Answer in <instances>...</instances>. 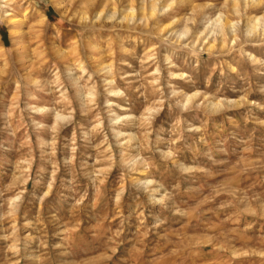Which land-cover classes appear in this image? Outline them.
Wrapping results in <instances>:
<instances>
[{
	"label": "rangeland",
	"instance_id": "rangeland-1",
	"mask_svg": "<svg viewBox=\"0 0 264 264\" xmlns=\"http://www.w3.org/2000/svg\"><path fill=\"white\" fill-rule=\"evenodd\" d=\"M0 264H264V0H0Z\"/></svg>",
	"mask_w": 264,
	"mask_h": 264
},
{
	"label": "bare ground",
	"instance_id": "bare-ground-1",
	"mask_svg": "<svg viewBox=\"0 0 264 264\" xmlns=\"http://www.w3.org/2000/svg\"><path fill=\"white\" fill-rule=\"evenodd\" d=\"M115 14H112L111 16H114ZM101 17V13L98 15V18H100ZM134 17H131V19H133ZM211 23H213V21L211 22ZM210 23V24H211ZM227 29H230V30H232V31H234V29H235V24L234 23H230L229 21H225V20H223L222 18H218V19H216V20H214V30L215 31H217V32H224V31H226ZM19 31V29L17 28L16 29V32H18ZM102 67H104V66H102ZM116 91V90H115ZM117 92V91H116ZM113 93H115V92H113ZM112 94V93H111ZM119 94V93H118ZM115 95H117V94H115ZM195 95V94H194ZM83 96V95H82ZM84 97H86V96H84ZM194 97V96H193ZM190 98V97H189ZM188 99V98H187ZM190 99H192V98H190ZM214 106V105H213ZM137 162H138V160H137ZM139 164V163H138ZM137 165V164H136ZM146 170V169H145ZM147 176V175H146ZM145 176V177H146ZM146 180V179H145ZM152 183H153V181H152ZM141 184V183H140ZM149 185V183L147 184V186ZM139 186V185H138ZM147 186H145V187H147ZM143 187V186H142ZM145 189V188H144ZM155 192V191H154ZM157 193V192H156ZM156 193H155V196H156ZM162 196V195H161ZM153 199V198H152Z\"/></svg>",
	"mask_w": 264,
	"mask_h": 264
}]
</instances>
